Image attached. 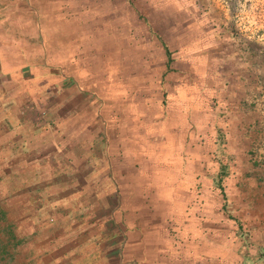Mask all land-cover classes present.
<instances>
[{"label":"crops","instance_id":"crops-1","mask_svg":"<svg viewBox=\"0 0 264 264\" xmlns=\"http://www.w3.org/2000/svg\"><path fill=\"white\" fill-rule=\"evenodd\" d=\"M112 1L65 0L63 6V0H0V237L18 241L14 264L236 263L241 258L230 252L227 239L234 226L226 213L229 204L230 216L243 220L241 199L227 190L226 213L218 212L216 200L205 213L199 193L194 212L184 210L187 174L195 175L189 158L198 159L194 170L201 174L207 150L201 124H187L185 114L199 99V94L187 99L186 93H199L201 85L194 82L192 92L186 81L179 84L182 98L173 104L184 113L165 117L160 136L151 139L163 150L148 152L152 173L145 160L139 166V152L126 134L122 142L120 126L107 131L94 114L99 100L113 91L117 101L122 91L107 94L100 70L89 63V55L100 49L87 47L105 44L107 23L114 29L115 18L122 21L120 6ZM62 25L66 52L58 47ZM164 66H169L166 56ZM161 74L154 108L166 112L172 103ZM222 93L223 88L217 92L220 106L229 114L235 102L227 103ZM226 148L232 156L242 151L234 152L230 140ZM161 163L166 166L159 171ZM228 177L226 189L237 183ZM177 185L181 196L174 195ZM170 225L180 237L175 245ZM207 239L213 255L206 260L200 252Z\"/></svg>","mask_w":264,"mask_h":264},{"label":"rangeland","instance_id":"rangeland-1","mask_svg":"<svg viewBox=\"0 0 264 264\" xmlns=\"http://www.w3.org/2000/svg\"><path fill=\"white\" fill-rule=\"evenodd\" d=\"M75 3L82 5V0H75ZM110 4L120 6L122 21L115 18L114 29L107 23L102 32L105 44L99 48L87 45L91 51L100 49L98 54L89 55V63L91 68L100 70L107 94L113 88L117 90L120 87L122 91L119 92L121 94L116 93L117 101L112 99L113 91L108 98L105 96L99 100L97 104L100 103V107L96 104L94 114L100 115L102 127L107 131L114 127L119 131L120 126L122 142L126 134L133 150L139 152V166L145 160L146 170L152 173L155 167L150 163L152 155L150 157L148 152L162 149L151 139L160 136L158 127L165 117H178L179 113H184L173 104L182 98L179 84L186 81L191 91L194 82L201 85L199 93H186L187 99L193 95L198 97V94L199 99L197 106L188 107L185 114L187 124H201L202 141L205 140L207 150L205 158L201 159V174L194 170L198 159L194 156L189 158V168L195 175L187 174L184 210L194 212L193 202L199 193L201 202L205 200V213L210 212L215 200L220 205L221 195L216 189L217 171L222 165L231 167L233 170L228 178L237 183L230 189L222 183L225 199H229L227 190L234 199H241L242 203L237 204L242 208L243 220L238 221L242 223L248 239V248L245 249L250 248L253 253L256 249L261 251L259 259L248 257L246 260L250 264L255 261L264 263V0H113ZM59 13L65 20L64 12ZM107 18H111L110 14ZM63 26L58 29L59 45L62 44L58 47L66 52ZM164 46L170 59L167 69L164 66ZM160 74L165 76L164 82H169V86L166 83L163 88L166 100L172 103L166 112L154 108L157 105L155 98L161 94L155 83ZM222 88L225 91L222 96L227 103L235 102L230 106L229 114L222 109L218 99L217 92ZM151 128H156L154 137H151ZM131 134H137L138 141ZM174 139L176 137L171 136L169 144L172 145ZM228 140L233 144L234 152L242 150L239 155L229 154L226 148ZM176 159L178 157L169 158L170 161ZM157 166L162 171L166 164ZM175 187L174 195L181 196L183 190L179 187L182 186ZM158 194L160 196L161 193ZM227 206L231 213L230 205ZM218 212L222 213L220 208ZM236 216L233 215L234 218ZM232 225L235 231V222ZM169 228L175 245L180 237L173 236L174 226ZM234 236L227 239L232 254L237 251L231 245L240 243ZM208 239L202 242L200 252L206 260L213 255L208 248ZM245 249L242 248L241 253Z\"/></svg>","mask_w":264,"mask_h":264},{"label":"trees","instance_id":"trees-1","mask_svg":"<svg viewBox=\"0 0 264 264\" xmlns=\"http://www.w3.org/2000/svg\"><path fill=\"white\" fill-rule=\"evenodd\" d=\"M164 53H165V56H166V65H168L170 59H169V53L166 49V47L164 46ZM229 170V167H225L224 165L222 166H219V169L217 171V174H218V178L216 179L217 180V185H216V189L218 190V193L221 195V201H220V205H219V208L220 210L223 212V213H226V203H227V200L225 199V189L223 188V179L228 175V171ZM221 178V179H220ZM220 179V180H219ZM228 216V218H230V220H232L233 222H235V228L236 230L234 231L233 235H235V239L236 240H239V245H234L232 244L231 246L233 247L234 246V249H235V252L240 256L241 260H239L238 262L236 263H232V264H250L246 259L249 257H255V258H258L259 259V256L261 254V251H258L257 249L255 250V252L253 253V251H249V249H245V247H247V243H248V239H247V236H246V233L245 231L243 230V227H242V223L240 221H238L237 218H234L233 216H230L229 213H226ZM2 217V213L0 212V218ZM4 238V240H3ZM1 238L0 237V264H14V261H13V253H14V249L16 248V245L18 243L17 240H15L14 237L8 235L7 237H3ZM231 240V238H230ZM235 242V241H234ZM244 248L245 249V252L244 253H241V249ZM248 248V247H247ZM8 249V250H7ZM253 264H257V261H255ZM260 264H264V263H261L260 261Z\"/></svg>","mask_w":264,"mask_h":264},{"label":"built area","instance_id":"built-area-1","mask_svg":"<svg viewBox=\"0 0 264 264\" xmlns=\"http://www.w3.org/2000/svg\"><path fill=\"white\" fill-rule=\"evenodd\" d=\"M258 159H259V157H258ZM263 160H264V158H262Z\"/></svg>","mask_w":264,"mask_h":264}]
</instances>
